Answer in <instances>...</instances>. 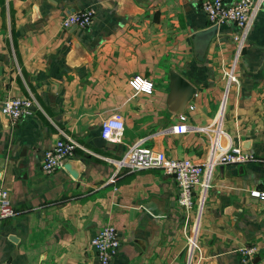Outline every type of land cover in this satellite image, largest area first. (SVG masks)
<instances>
[{
    "label": "crops",
    "instance_id": "0c3cea01",
    "mask_svg": "<svg viewBox=\"0 0 264 264\" xmlns=\"http://www.w3.org/2000/svg\"><path fill=\"white\" fill-rule=\"evenodd\" d=\"M200 1L0 0V107L33 101L18 121L0 111V186L15 209L0 219V264H99L90 239L106 224L120 239L110 264H241L246 245L264 264V199L251 194L264 193V0L241 48L228 23L199 56L194 35L212 26ZM88 8L87 28L61 26ZM172 72L195 88L183 105ZM135 76L152 92L135 90ZM115 113L121 139L98 146ZM182 115L194 129L170 131ZM60 131L77 143L72 173H44L43 151ZM139 139L199 164L233 146L259 160L215 165L203 201L197 185L186 210L161 168L116 165Z\"/></svg>",
    "mask_w": 264,
    "mask_h": 264
},
{
    "label": "built area",
    "instance_id": "2783aa9c",
    "mask_svg": "<svg viewBox=\"0 0 264 264\" xmlns=\"http://www.w3.org/2000/svg\"><path fill=\"white\" fill-rule=\"evenodd\" d=\"M263 0H236L226 4L224 0H201L200 8L206 14L210 25L222 26L233 24L238 31L232 39L241 48L247 32L252 25ZM94 11L91 8L82 11H68L61 20V26L68 28L76 26L87 28L91 25ZM232 79V77H230ZM130 85L138 91L152 92V83L140 76H135L129 81ZM33 101L30 98L13 97L4 100L0 111L12 121H18L30 112ZM192 106H190V109ZM181 122L169 127L174 133H184L194 129L186 124L185 115L180 116ZM124 129V120L121 114L115 113L106 118L101 125L100 136L110 142L119 141ZM61 137L52 146L43 151L41 169L44 173H53L61 168L66 160L73 154L77 143L63 131ZM144 140L134 142L129 150L117 160L118 167H127L129 170H138L147 167H159L171 176L178 189L177 201L186 210L194 205V188L200 186L198 201L201 203L209 187L210 173L217 164H238L259 160L253 153L244 151L240 147H229L215 154L211 153L206 164H199L188 158H171L163 152H156L143 144ZM251 194L264 199V193L252 191ZM15 213L9 191L0 186V219L12 217ZM190 248L196 246L194 237L189 241ZM90 246L95 251L99 264H110L116 256L120 246L117 229L110 224L103 226L91 239ZM241 264H262L254 257L255 245H246L238 249Z\"/></svg>",
    "mask_w": 264,
    "mask_h": 264
},
{
    "label": "water",
    "instance_id": "95a60500",
    "mask_svg": "<svg viewBox=\"0 0 264 264\" xmlns=\"http://www.w3.org/2000/svg\"><path fill=\"white\" fill-rule=\"evenodd\" d=\"M217 30L216 25H212L209 28L198 31L194 35V44H195V50L199 56H201L209 43L210 39L214 36L215 32ZM172 84H171V92L175 96L176 92L178 90H182L181 99L179 100L178 104L183 105L187 101L190 100L192 95L195 93V88L183 77H181L178 73L172 72L171 74ZM96 144L102 145L105 140L102 137H97L95 139ZM64 168L67 169L70 173V165L66 161L63 164ZM73 175V174H72Z\"/></svg>",
    "mask_w": 264,
    "mask_h": 264
}]
</instances>
